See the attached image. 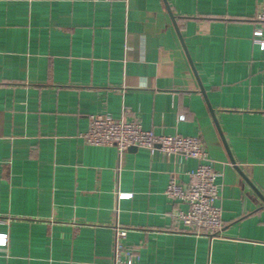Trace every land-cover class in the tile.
Listing matches in <instances>:
<instances>
[{"label":"crops","instance_id":"obj_1","mask_svg":"<svg viewBox=\"0 0 264 264\" xmlns=\"http://www.w3.org/2000/svg\"><path fill=\"white\" fill-rule=\"evenodd\" d=\"M263 2L0 0V264H112L116 227L142 263L264 264ZM95 113L199 136L222 233L164 194L196 159L90 145Z\"/></svg>","mask_w":264,"mask_h":264},{"label":"built area","instance_id":"obj_2","mask_svg":"<svg viewBox=\"0 0 264 264\" xmlns=\"http://www.w3.org/2000/svg\"><path fill=\"white\" fill-rule=\"evenodd\" d=\"M255 18L264 23V2ZM256 32H261V29H256ZM183 117L180 115V119ZM80 137L90 145L114 146L119 152L130 147H143L150 153L179 154L196 159L198 164L189 174L190 180L184 183L176 175L171 176L164 194L170 201L186 205V209L179 210L175 217L188 229L211 235L222 233V212L217 204V178L220 173L214 169L213 161L199 136L156 134L144 129L136 117L115 118L109 113H95L89 116L88 127ZM126 233V228H115L112 264H147L134 259V251L124 245Z\"/></svg>","mask_w":264,"mask_h":264}]
</instances>
